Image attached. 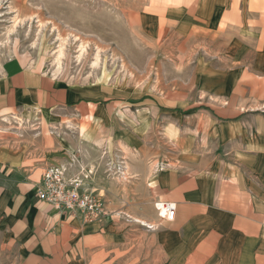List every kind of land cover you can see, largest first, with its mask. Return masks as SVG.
<instances>
[{
    "label": "rangeland",
    "instance_id": "1",
    "mask_svg": "<svg viewBox=\"0 0 264 264\" xmlns=\"http://www.w3.org/2000/svg\"><path fill=\"white\" fill-rule=\"evenodd\" d=\"M199 1L0 0V66L17 58L42 65L66 85L98 88L114 105L107 142L79 151L74 140L81 137L80 123L61 117L52 123L53 136L69 147L42 152L35 160L64 162L79 155L83 173L106 185L107 215H156L165 199L155 196L171 192V186L151 185L146 192L139 185L114 186L116 181L143 174L154 180L170 171L177 177L206 174L223 163L237 166L239 153L264 151V92L255 94L256 101L253 95H235L243 71L259 72L253 73V56L230 34L242 25H224L228 21L220 17L232 0L213 10L198 9ZM0 131L2 136L21 132L20 140L30 142L21 146L31 145L40 131L49 134L33 114L0 118ZM115 190L122 208L114 206ZM126 194L132 196V212L126 211ZM129 228L144 230L136 222ZM139 243L120 259H141ZM172 257L166 256V264ZM17 261V241L7 240L3 231L0 264Z\"/></svg>",
    "mask_w": 264,
    "mask_h": 264
},
{
    "label": "crops",
    "instance_id": "2",
    "mask_svg": "<svg viewBox=\"0 0 264 264\" xmlns=\"http://www.w3.org/2000/svg\"><path fill=\"white\" fill-rule=\"evenodd\" d=\"M226 2L203 0L197 7L213 10ZM220 17L222 22L228 21L224 25H242L238 34H230L239 45L245 46L243 51L248 56H253V73H259L243 71L235 95H253L256 101L255 94L264 92V0H232ZM114 109L98 88L66 85L45 72L42 65L17 58L0 66V118L33 114L42 127L45 123L50 134L40 131L41 136H34L31 145L21 146L23 141L30 143L20 140L21 132L2 136L0 131V234L5 231L7 240L17 241V264H166L168 255L173 256L172 260L169 258L170 264H264L262 150L239 153L237 166L223 163L218 165L220 170L206 174L177 177L170 171L162 172L154 180L143 174L138 179L129 177L113 183L144 186L146 192L151 185L159 190L171 186L167 189L170 193L159 192L155 199L175 205L172 220L158 212L157 216L148 217H123L117 212L87 221L78 214L59 212L38 198L36 185L45 168L62 161L35 163V160L44 157L42 152L53 153L69 147L53 136L52 123L66 116L80 123L81 137L75 138L74 144L79 151L86 150L108 141L104 134L113 133V126L107 123ZM88 185L104 201L106 185L92 178ZM117 191L113 192L114 206L122 208ZM128 197L132 196L126 194V211L132 212L129 204L133 201L128 203ZM134 222L140 223L144 230L136 233L130 229ZM134 241L140 242L136 252L141 259H120L128 256Z\"/></svg>",
    "mask_w": 264,
    "mask_h": 264
},
{
    "label": "built area",
    "instance_id": "3",
    "mask_svg": "<svg viewBox=\"0 0 264 264\" xmlns=\"http://www.w3.org/2000/svg\"><path fill=\"white\" fill-rule=\"evenodd\" d=\"M84 165L77 156L45 168L36 185L40 200L48 203L59 212L80 215L87 221L100 219L105 214V204L101 197L90 188V174L83 173ZM159 215L172 220L175 205L172 202L160 203ZM163 211V213H161Z\"/></svg>",
    "mask_w": 264,
    "mask_h": 264
},
{
    "label": "bare ground",
    "instance_id": "4",
    "mask_svg": "<svg viewBox=\"0 0 264 264\" xmlns=\"http://www.w3.org/2000/svg\"><path fill=\"white\" fill-rule=\"evenodd\" d=\"M138 33V32H137ZM158 213H159V208L157 207ZM162 213V212H161Z\"/></svg>",
    "mask_w": 264,
    "mask_h": 264
}]
</instances>
